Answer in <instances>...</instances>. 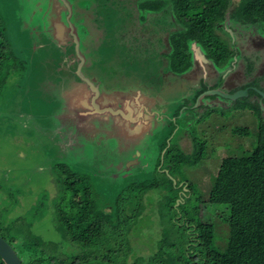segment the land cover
Masks as SVG:
<instances>
[{
    "label": "trees",
    "instance_id": "obj_1",
    "mask_svg": "<svg viewBox=\"0 0 264 264\" xmlns=\"http://www.w3.org/2000/svg\"><path fill=\"white\" fill-rule=\"evenodd\" d=\"M169 1L174 13L183 14L185 26L182 32L171 35V52H163L169 69L174 73H187L200 61L194 57L191 47L193 43L198 46L201 58L203 55L205 59L209 58L208 61L213 67L227 68V64L224 63L227 62L232 52L221 38L218 26L229 10L236 11L235 13L244 19L257 21L259 27L264 29V0ZM90 2H95V0L79 1L77 13H82L84 9L88 14H92V18L86 22L85 18L82 19L79 14L76 19H73L79 30L80 47L84 48H88L85 38L90 33V28L92 29L91 34L98 33V28L105 32L103 29L107 24L116 26L115 30L119 29L117 19L120 13L115 17L111 15L110 19L106 14V20H103L99 14L97 17L95 11L91 9V6L94 7V4L98 3L91 5ZM101 2L103 5L112 6L113 4L108 0H101ZM167 4L166 0H153L143 5L149 11L158 12L163 10ZM62 12V18L66 20V9ZM99 12L102 13L101 10ZM132 27L136 28V25L133 24ZM156 28L153 30L158 33V27ZM9 29L0 9V125L2 127L5 125L9 127L7 124V121L10 122L9 111L17 109L14 107L17 102L10 101V97H5L9 90L13 91L11 78H17V82L20 83L14 82L15 87L21 88L24 94L27 93L26 104L40 99L42 94H39L41 90L39 85L45 84L48 78L47 74H38L36 70L30 75V67L35 66L36 61L42 57L39 54L37 58L35 54L32 59L24 57L28 61L21 57L29 55L31 48L14 47ZM41 32L43 37H49L45 31ZM102 32L98 37L101 41L96 45L90 42V47L94 53L99 54L101 61L111 63L116 61L113 57L114 52L107 54L106 51L109 48L113 49L114 44L105 40ZM121 38L125 40L126 35L122 34ZM49 40L54 46L59 47L58 38L52 35ZM43 42L46 41L43 39ZM16 67L22 68L19 75ZM198 75L202 73L199 72ZM27 77L29 80L26 79ZM4 98L5 100H1ZM188 102L183 104L187 105ZM235 108L236 110L248 109L259 116L256 145L248 155L228 156L222 160L207 200L202 199L201 192L196 194L192 182L178 178L177 165L173 162L174 159L170 158L181 153L186 159L183 164L191 166L204 157L202 142H197L195 138L196 146L194 144L191 131L193 129H190L194 144L191 152H187L179 144L177 134H173L175 129L181 127L182 130L183 126H187L185 119L183 120L186 117L183 112L181 120H176V122L166 120L169 122V124L166 121L164 123L166 129L163 132L161 130L154 132L152 135V141H160L156 145L159 148L157 147L158 156L155 158L157 163L154 166L167 167L168 171L164 173L158 170L164 173L163 179L161 175H158L160 178L157 179L150 178L151 175L145 178H135L125 185L110 205L102 209L99 204L100 192L90 172L73 170L70 175L75 179L65 184L67 189H71L73 193L71 212H68V208H65L66 211L58 208V205L62 204L65 199V189H61L53 200L55 204L54 222L60 233V241H44L41 235L34 233L31 229L33 225L31 223L29 228L33 232L22 238L24 240L20 244L23 247L21 251L16 249L10 239L3 237L16 249L23 264H264V110L259 103H251L248 97L237 99ZM205 112L225 114V112H230V108L218 107V109H208ZM205 112L204 115H206ZM46 125L50 124L46 123ZM53 126L45 127L50 129L48 132H51L54 129ZM235 131L247 136L252 133L247 126L236 127ZM62 148L59 149L68 152L69 147ZM161 159L164 160L161 161ZM61 162L63 166L69 165L65 161ZM177 164L181 165L180 162ZM153 189L165 193L164 196L161 194L158 200V203L161 201L159 205L163 223L161 230H156L157 225H152L153 234L151 235L150 232V236L151 239L152 236L156 237L153 240L155 243L151 244L148 241L145 254L139 255L137 246L134 244V237L138 233L134 229L136 222L147 209L146 199L149 196L148 193L154 191ZM202 202L222 205L220 213H223V222L228 225L225 246L218 244L215 223L201 217ZM5 212L7 214V211ZM0 217L4 219L7 216L2 212ZM18 220L17 217L14 222ZM73 226H76L78 231L73 230ZM0 264H6L1 256Z\"/></svg>",
    "mask_w": 264,
    "mask_h": 264
},
{
    "label": "rangeland",
    "instance_id": "obj_2",
    "mask_svg": "<svg viewBox=\"0 0 264 264\" xmlns=\"http://www.w3.org/2000/svg\"><path fill=\"white\" fill-rule=\"evenodd\" d=\"M39 1L42 3L41 0ZM36 2L37 0H0L1 13L5 18L7 27L10 28V39L13 41L14 47L21 49L31 48L29 49L30 54L27 55L25 52L27 56H21L23 58L32 59L34 54L37 58L39 51L32 49V47L38 45L43 38L47 40L48 44L52 43L49 37H43L42 26L45 24L46 27H50L56 19H61V13L54 16L52 14L43 15L41 12L36 11ZM76 30L79 32L77 27ZM97 32L96 34H100L102 30L98 28ZM62 34H65L63 29L59 31L58 35ZM219 34L225 40L220 32ZM93 39L94 36L91 37V34H87L85 44L88 48L80 47L81 51L85 53L86 60L88 59V61L98 64L100 67L99 69L96 66L98 72L101 73L102 69V73L107 74V70L112 69L116 64L114 61L108 63L101 61V58L99 60V54L94 53L90 47V42L92 43ZM106 52L107 54L112 53L114 49L109 48ZM153 55L155 54L152 51L150 55H145V58L144 54L140 53L137 55V60L126 63L122 61L123 83L137 84V90H119L115 92L128 94L131 91L138 92L140 90L141 93L139 92L138 95L141 96L144 102H149L152 118L156 122L162 119L165 123L164 118L159 116V111L162 110L167 114L170 105L174 106L177 103V95L174 93L180 91L181 84H177L169 73H164L165 77H160L158 72L159 55L157 54L154 60ZM41 57L45 59L46 54H41ZM24 59L27 60L26 58ZM16 69L19 75L22 68L16 67ZM30 69V75L33 74L34 70H37L35 66H31ZM168 71H171L169 67L165 68L164 72ZM219 71V73H222L223 69L220 68ZM214 76L216 75L208 74L207 78L204 77V79L209 80ZM26 79L29 80V77ZM11 80L13 81V86H11L13 91L9 90L5 97H10V101L14 100V102H17L14 106L17 109L9 111L10 122L7 121L9 127L0 125V213L3 212L7 216L4 219L0 217V235L10 239L18 251L23 248L20 244L24 240L22 239L25 237L24 235H28L33 231L41 235L46 242L49 240L60 241V233L56 230L54 222V204H51V202L54 203L53 200L56 195L61 189H65V199H63L62 204L58 205V208L63 211L68 208V212H71L73 193L71 189H67L65 184L75 179L74 176L72 178L70 175L73 170L90 172L100 192L99 202L103 207H107L112 203L119 192L131 180L149 177V175H151L150 178L155 177L157 179L161 177L163 179L164 173H168L167 167L154 166L157 163L154 155L157 154L159 147H156L158 144L157 140H151L153 139L152 135L150 137V135L144 134L141 137L140 134L138 135L139 139L135 142H121L116 140L118 134L116 137V133L113 132L119 130L118 125L116 126L114 122L107 125L108 129L112 130L108 138L87 140L89 138L82 136L81 140L83 142L80 141L81 144H84V147L80 145L81 148L83 147L82 149L79 147L80 149L77 151L73 149L72 152H63L59 149L61 148L59 144L61 135L59 134L60 125L58 121L61 117L63 119L65 115L64 109L67 102L63 98L60 106L53 109V104L50 102L52 96L46 95L45 97L40 96L39 100H32L26 104L27 93L24 94L21 88L15 87L14 82L20 83L17 82V78H11ZM73 82L69 84H73ZM112 82L117 81L109 78L106 83L114 85ZM221 86L223 87L224 85ZM67 89H70L69 85ZM104 92L115 93L113 91ZM169 94H173L174 100L169 98ZM1 100H5V98ZM39 114L45 117H42L41 120L36 118ZM259 120V116L248 109H230V112H225V114L207 112L203 118H200L194 129L191 130L195 146V138L197 142H202L204 157L191 166L183 164L186 159L181 153L170 157L174 159L173 162L177 165L178 178L192 182V185L195 186L196 194L201 192L202 199L207 200L222 160L228 156H245L252 152L257 141L256 133ZM37 122L39 124H36ZM98 122H94L96 126H99ZM46 123L50 125H46ZM25 126L32 127L27 129ZM45 126L54 127L51 131L54 133L52 134L54 143L50 141L48 136L50 129L44 128ZM239 126L249 127L252 133L248 136L237 133L235 128ZM164 127V125H159L155 132L159 130L163 132L166 129ZM183 137L179 139L182 144H179L185 150L191 152L194 148L192 137L189 134H184ZM162 152L164 153V150ZM135 154L137 155L136 162L133 161ZM104 159L105 162H103ZM61 161L67 162L70 166L66 164L63 166ZM111 161L114 162V165H111ZM178 162L181 165H178ZM129 163L132 165H129ZM158 170L164 173H160ZM158 175L161 176L159 177ZM153 190V192L148 193L149 196L146 199L147 209L136 222L134 229L138 233L134 237V244L137 246L139 255L145 254L148 241L151 244L152 242L155 243L153 240L156 237L152 236L151 239L150 236V232L151 235L153 234L152 225H157L155 229L161 230V224L163 223L159 205L161 201L158 203V200L161 194L164 196L165 193H161L158 189ZM151 194L153 195L151 196ZM48 201H50L48 203V205L50 204L49 207L44 208V204ZM221 209L222 205L202 202L200 215L204 220H212L215 223L218 244L225 246L227 243L228 225L223 222V213H220ZM5 211H7V214ZM17 217L19 220L16 222L20 224L14 222ZM30 223L33 224V228ZM29 226L33 231H31ZM72 228L78 231L76 226Z\"/></svg>",
    "mask_w": 264,
    "mask_h": 264
},
{
    "label": "flooded vegetation",
    "instance_id": "obj_3",
    "mask_svg": "<svg viewBox=\"0 0 264 264\" xmlns=\"http://www.w3.org/2000/svg\"><path fill=\"white\" fill-rule=\"evenodd\" d=\"M79 1L81 0H69L70 9L68 7L63 8L66 9L65 16H69V18L67 17L68 20H64L63 18L60 19L61 23L65 26V34L63 38H58L59 47L54 46L52 43L48 44L47 40L44 38L46 42L42 40L41 43L32 47V49L39 51L38 53L40 56L41 54H46L45 59L39 58V60L36 61L35 67L37 69L36 71H40L38 74H47V82L39 85L41 89L39 94H42L43 97L46 95L52 96L50 102L53 104V109L60 106L63 98L66 102L70 100L75 103L74 101H77L79 97L88 94L87 91L90 86L87 87V84V86L76 84L79 79L85 80L83 76L88 77L98 87L100 92L137 90V84L128 82L123 83L124 71L122 70L121 63L122 61L126 63L137 60V55L140 53L144 54L146 58L145 55H150L152 51L155 54L153 55V60L156 58L157 54L159 55L160 64L158 72L160 77H165V74L169 73L172 79L176 80L177 84H181L180 91L174 93L177 95V103L174 106L170 105L167 114L162 110L159 111L160 117L164 116L166 120H174L175 122L176 120H181V115L185 112L186 117H184L183 120L185 119L187 126H183L182 130L181 127H179V129H175L173 132V134H177L176 137H178L177 140L180 144H182V142L179 139L184 138V134L191 135L190 129H194L199 119L203 118L205 110L218 109V107L221 109L230 108L234 110L236 109L235 102L237 99L245 97H248L251 103H259L263 107L264 29L259 27L256 23L257 21L244 19L238 16L235 13L236 11L232 12L233 10H229L226 13L225 19L220 22L218 26L219 32L225 39L223 41L227 43V47H229L232 52L231 56L227 58V62L225 61L224 63L225 65L227 64V68L223 69L222 73H219L220 68L213 67L211 62L209 63L208 61L210 59L208 58L207 60L204 56L202 57L204 59L201 58L187 73L179 74L173 71L164 72L165 68L169 66L167 58L163 56V52L170 53L172 50L170 37L173 33L182 32L185 28L183 14L177 15L174 13V9L172 5H170L171 3L169 0H166L168 4L165 8L158 12L149 11L148 8L143 5L147 1L153 0H108L113 3L112 6L103 5L101 0H95V2L90 3L91 5H93V3H98L97 5L94 4V7L91 6V9L95 11L97 17V14H99L103 20H106V14L108 19L112 17L111 15L115 17L117 14H121H119L117 19L119 29L115 30L116 26L113 27L107 24L104 25L103 30L105 32H102L105 40L113 42V57L116 59V61H114L116 66L112 67V69H108L106 72L107 74H105L102 73V69L101 73L98 72L97 67L100 69L98 64L88 61V59L86 60V55H83L81 49L78 51L76 48V40L78 38L80 42V34L75 28L76 24L73 19H76L79 14L82 16V19L85 18L86 22L92 18V14H88L84 9L82 13H77V2ZM49 8H51V6H49ZM99 10H101L102 13H100ZM113 23L115 24L114 21ZM133 24L134 26L136 25V28L132 27ZM156 27H158V33L153 30L157 29ZM91 30L90 28L89 34H91ZM122 34L126 35L125 40L121 38ZM93 36L94 39L92 40V44L96 45L101 41L100 38L98 39L100 34H91V37ZM123 41H126V43H123ZM113 57L112 59H114ZM98 58L100 60L101 57L98 55ZM80 62H83L82 67L79 66ZM199 72H201L202 75H198ZM208 74H214L216 76L209 80L204 79V77L207 78ZM109 78L117 82H112L114 85L106 83ZM72 81H74V84H69ZM68 85L70 88L69 90L67 89ZM221 85H224L223 87L225 88ZM83 87H85V90H82ZM237 92H241L243 95L233 97ZM172 95L173 94H169V98L174 100ZM187 101H189L188 104L184 105L183 103ZM193 101L196 103L190 104V102ZM189 108H191V110H189ZM177 110H179L178 114L176 113ZM41 115L42 114H39L36 118H40L41 120L42 117H45ZM60 122H63V119L58 121V123ZM167 122L168 121H166V123ZM36 124L39 123L37 122ZM31 127L32 126H25L27 129ZM179 130L181 131L178 132ZM52 134L54 133L49 132L48 136L50 141L53 142L54 139ZM62 149H65V147ZM67 151L72 152L70 148H67ZM186 151L189 152L188 150ZM154 156L155 158L158 156V151ZM103 162H105V159ZM110 163L114 165V162L111 161ZM49 202L50 201L44 204V208L49 207ZM51 204L54 203L51 202ZM99 204L103 209V205L100 202Z\"/></svg>",
    "mask_w": 264,
    "mask_h": 264
},
{
    "label": "water",
    "instance_id": "obj_4",
    "mask_svg": "<svg viewBox=\"0 0 264 264\" xmlns=\"http://www.w3.org/2000/svg\"><path fill=\"white\" fill-rule=\"evenodd\" d=\"M41 2L42 3L37 0L36 11L41 12L43 15L52 14L56 16L59 13L63 14V8L68 7L70 9L69 0H41ZM49 6H51V8H49ZM67 17L69 18V16H66V19ZM42 27L43 31H45L49 37H52V35L55 38L64 37V34L58 35L59 31L65 28L59 19H56L50 27H46L45 24ZM191 47L194 51V57L200 60L201 53H199L198 46L193 43ZM76 48L78 51L81 49L78 38L76 40ZM202 57H204V55ZM82 64L83 62H80L79 66L82 67ZM83 78L85 79L84 81L80 79L76 84H87L88 86H86H90V88H88V94L86 96L79 97L77 101H74L75 103L69 100L65 106L63 122L59 123L61 127L59 130L61 132L59 144L61 147L67 146L71 150L76 149L77 151L81 148L80 145L84 147V144H81V142H83L81 140L82 136L89 138L87 140L108 138L112 130H109L107 125L111 122H114V124L119 127V130L113 131L116 133V137L118 134L116 140L127 143L129 141H137V139H139L138 135L140 134L141 137L144 134L150 135L151 137L159 125H164L162 119L156 122L152 118L149 102H144L141 96L138 95L140 90L138 92L131 91L128 94H122L121 92H115L114 94L110 92H100L98 87L88 77L83 76ZM82 90H85V87H83ZM240 95L243 94L237 92L233 97H238ZM61 119H59V121ZM95 121H99V126L95 125ZM135 155L133 156L134 162L137 161V155ZM129 165L132 164L129 163ZM0 256L4 259L6 264H23L16 249L1 235Z\"/></svg>",
    "mask_w": 264,
    "mask_h": 264
},
{
    "label": "clouds",
    "instance_id": "obj_5",
    "mask_svg": "<svg viewBox=\"0 0 264 264\" xmlns=\"http://www.w3.org/2000/svg\"><path fill=\"white\" fill-rule=\"evenodd\" d=\"M162 118H164V120L166 121V119H165V117H164V116H162Z\"/></svg>",
    "mask_w": 264,
    "mask_h": 264
}]
</instances>
